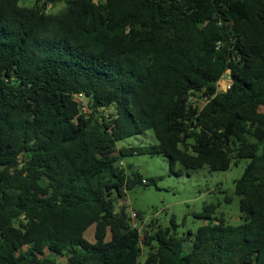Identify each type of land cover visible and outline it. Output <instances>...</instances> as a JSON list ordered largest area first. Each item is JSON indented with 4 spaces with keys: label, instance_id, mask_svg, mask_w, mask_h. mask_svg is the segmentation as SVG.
Masks as SVG:
<instances>
[{
    "label": "trees",
    "instance_id": "trees-1",
    "mask_svg": "<svg viewBox=\"0 0 264 264\" xmlns=\"http://www.w3.org/2000/svg\"><path fill=\"white\" fill-rule=\"evenodd\" d=\"M22 1L0 0V264H139L143 247L146 264H264V0ZM128 156L248 160L243 224L212 204L188 238L143 235L116 210L146 184Z\"/></svg>",
    "mask_w": 264,
    "mask_h": 264
},
{
    "label": "rangeland",
    "instance_id": "rangeland-1",
    "mask_svg": "<svg viewBox=\"0 0 264 264\" xmlns=\"http://www.w3.org/2000/svg\"><path fill=\"white\" fill-rule=\"evenodd\" d=\"M35 0H24L21 6L32 7ZM40 4V3H39ZM66 8V3L46 7L52 14L59 13ZM230 81L227 77L218 84V91H227ZM194 102L202 107L205 98L198 94ZM87 108H85L86 110ZM264 113V107L260 108ZM151 139L144 136L133 137L117 144L118 149L138 145L155 144L156 140L151 133ZM248 160H241L238 165H232L226 172H212L208 167L200 169H186L179 163L171 165L169 160L162 156H128L122 159L123 167L129 177H141L145 185H138L126 192L116 204V210L126 211L133 218L134 225L145 234V230L157 232L159 227L170 229L171 233L179 238H188L208 223L204 218L207 205L217 206L214 218H223L231 226H240L244 220L240 212V199L235 194V183L245 171ZM141 214V218H134L133 214ZM172 221H175L176 227ZM153 224V227H150ZM95 226L85 234L88 241L94 242ZM186 245V244H185ZM149 248L143 247L139 264H146ZM63 261V260H61Z\"/></svg>",
    "mask_w": 264,
    "mask_h": 264
},
{
    "label": "built area",
    "instance_id": "built-area-1",
    "mask_svg": "<svg viewBox=\"0 0 264 264\" xmlns=\"http://www.w3.org/2000/svg\"><path fill=\"white\" fill-rule=\"evenodd\" d=\"M79 98H81V96H79ZM133 217L136 218V214H133Z\"/></svg>",
    "mask_w": 264,
    "mask_h": 264
}]
</instances>
